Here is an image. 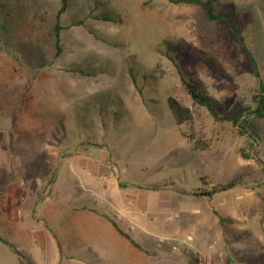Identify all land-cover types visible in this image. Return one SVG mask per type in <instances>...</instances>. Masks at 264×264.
Wrapping results in <instances>:
<instances>
[{
	"label": "rangeland",
	"instance_id": "374dc122",
	"mask_svg": "<svg viewBox=\"0 0 264 264\" xmlns=\"http://www.w3.org/2000/svg\"><path fill=\"white\" fill-rule=\"evenodd\" d=\"M59 9V0H0V234L29 251L30 261L43 256L57 264L51 248L32 252L14 232L23 204L12 202L22 191L43 201L49 182L57 203L81 197V182L91 179L85 160L92 158L110 170L111 181L155 193L149 217L157 210L176 216L174 224L160 221L180 222L185 233L193 235L190 226L208 230V245L218 248L215 264H224L218 253L229 264H264V134L252 141L230 123L192 108L179 75L201 85L230 114L239 100L250 103L264 83V0H220L215 6L235 22L257 72L225 23L198 31L196 5L66 0L57 43ZM162 44L179 70L158 53ZM168 98L193 110L191 123L175 125ZM188 140L207 147L193 151ZM201 178L210 185L236 178L239 186L198 198ZM9 186L19 189L12 194ZM143 194L140 200L147 202ZM178 203H190L188 213L203 207L204 218L183 221L188 215H179ZM4 248L10 256H0V264H30L25 254ZM156 252L158 261L147 264L190 261L182 255L178 260V252ZM75 257L79 261L66 264H89L84 254Z\"/></svg>",
	"mask_w": 264,
	"mask_h": 264
},
{
	"label": "crops",
	"instance_id": "0c3cea01",
	"mask_svg": "<svg viewBox=\"0 0 264 264\" xmlns=\"http://www.w3.org/2000/svg\"><path fill=\"white\" fill-rule=\"evenodd\" d=\"M76 154L78 153L70 155L75 156ZM85 162H87L85 164L87 166L84 168L87 170V176L91 179L81 182L84 196H77V199H71L72 197L68 196L67 199L57 203L50 196L51 186L49 184L51 182H49L46 188L49 192L43 201L41 198L30 196L29 193L25 194L23 191L18 200H13L12 204L15 206L23 204L22 210H16V216L13 219L20 221L19 227L14 225L13 230L28 240L30 244L28 250L35 252L38 249L41 252V249L51 248L54 257L58 258L57 264L79 261L75 257V254L79 253L85 255L89 264H147L152 260L158 261L159 255L156 251H161V254L170 251L168 246H160V240L191 235L193 242L186 246L187 250L176 253V255L179 254L178 260L183 259L182 256H187L190 260L189 252H193L200 256V263L204 258L203 264H215L213 258L215 250L218 248H215L214 244L208 245V240L212 238L208 230L202 231L199 227L190 226L193 235L185 233V229L180 227V222L176 224L177 227L173 225L177 219L176 216L166 213L163 216L157 210L149 217L146 211L149 201L155 194L152 190L142 191L132 185L127 187L118 180L111 181L110 170L108 171L103 163L100 164L99 159L90 158ZM110 165L108 164L107 167ZM55 170H57L55 167L51 169L52 172ZM108 179L110 185H108ZM20 185L21 183L18 184L19 188ZM19 188L9 186L8 190L14 194ZM37 188L40 189V186ZM141 193H144V198L148 197L147 202L140 200ZM77 203L79 205H76ZM189 204H181V208H179L178 203L179 215H188L183 221L200 223L204 218L203 207L200 209L197 207L199 203L194 202L197 208L192 207L188 213L189 211L185 208ZM108 208H113L115 211L110 212ZM216 216L218 217L217 214ZM31 217L35 222L30 220ZM12 218L13 216L9 218V221L13 222ZM160 218H164L168 222L172 221L173 226L163 224ZM111 221L126 237L118 234ZM172 228H176L178 232L172 233ZM8 229L10 230V228ZM4 246L12 250L15 249L17 253L22 251L16 249L15 242L8 241L5 236L0 234V256L4 260L10 256ZM230 248L232 247L230 246ZM28 253L30 252H21V254H25L24 256L30 264H49L47 263L48 259L43 256H40L36 262L30 261ZM218 256L224 264H229L226 259L222 258V253H218Z\"/></svg>",
	"mask_w": 264,
	"mask_h": 264
},
{
	"label": "trees",
	"instance_id": "16d2710c",
	"mask_svg": "<svg viewBox=\"0 0 264 264\" xmlns=\"http://www.w3.org/2000/svg\"><path fill=\"white\" fill-rule=\"evenodd\" d=\"M172 4H187L196 5L200 8L199 13L195 17V23L198 31L205 32L212 29L213 25L216 23H225L229 30L232 32L235 40L242 46L244 51L249 57L251 64H253V69L256 71V65L250 54L244 37L241 35L240 30L237 28L235 22L232 20L228 14L224 12H216L215 6L220 0H167ZM60 9L57 13V22L54 27V37L57 39L59 32L63 30L59 24L60 16L65 12L66 0H59ZM81 25V24H80ZM162 44L157 48L158 53H162L174 67L179 70L181 65L179 63L173 62L169 56V52L166 49L162 50ZM58 49V48H57ZM180 81L186 90L194 109H203L208 112L209 116L217 123H230L235 127L241 136H246L252 141H256L261 135L264 134V83L260 82L257 91L252 95L250 103L244 100H239L236 104V109L233 114L228 113L223 109V104L213 99L206 90L199 84H194L186 81L180 74ZM167 108L176 126H182L191 123L193 120V110L188 107L181 105L176 99H167ZM191 144V149L193 151H204L206 145L200 141L196 142L193 140H188ZM203 187L201 191L195 192L194 196L211 198L212 196L220 193L229 191L237 186H239L238 179H233L225 184L210 185L205 178L200 179ZM112 225L118 232L120 236L126 237L125 234L117 227V225L111 221ZM190 264H201L200 256L195 253L189 254Z\"/></svg>",
	"mask_w": 264,
	"mask_h": 264
},
{
	"label": "built area",
	"instance_id": "2783aa9c",
	"mask_svg": "<svg viewBox=\"0 0 264 264\" xmlns=\"http://www.w3.org/2000/svg\"><path fill=\"white\" fill-rule=\"evenodd\" d=\"M163 242L168 243V248L171 252H179L181 249L186 248V246H189L193 242V236L186 235L183 237H177L172 239H162L160 240V244Z\"/></svg>",
	"mask_w": 264,
	"mask_h": 264
}]
</instances>
